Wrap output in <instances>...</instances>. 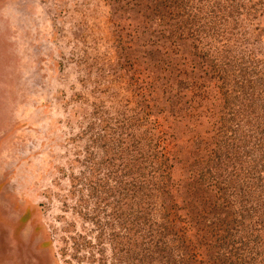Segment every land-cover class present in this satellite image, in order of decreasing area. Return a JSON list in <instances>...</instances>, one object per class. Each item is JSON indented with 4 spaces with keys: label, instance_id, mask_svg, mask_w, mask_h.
<instances>
[{
    "label": "trees",
    "instance_id": "1",
    "mask_svg": "<svg viewBox=\"0 0 264 264\" xmlns=\"http://www.w3.org/2000/svg\"><path fill=\"white\" fill-rule=\"evenodd\" d=\"M119 1L147 39L137 60L132 45L117 51L133 69L132 119L101 120L112 253L123 264H264V83L251 85L230 47L255 0Z\"/></svg>",
    "mask_w": 264,
    "mask_h": 264
},
{
    "label": "rangeland",
    "instance_id": "2",
    "mask_svg": "<svg viewBox=\"0 0 264 264\" xmlns=\"http://www.w3.org/2000/svg\"><path fill=\"white\" fill-rule=\"evenodd\" d=\"M259 1L250 28L233 27L240 39L230 43L236 65L249 61L257 89L264 83ZM121 7L119 0H0V264H123L112 253L117 230L106 219L99 136L101 120L126 123L135 113L133 69L116 62L117 51L127 43L135 58L147 36L140 13Z\"/></svg>",
    "mask_w": 264,
    "mask_h": 264
}]
</instances>
